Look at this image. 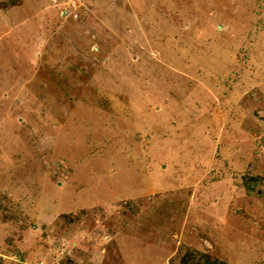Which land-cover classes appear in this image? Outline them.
<instances>
[{"label":"rangeland","instance_id":"374dc122","mask_svg":"<svg viewBox=\"0 0 264 264\" xmlns=\"http://www.w3.org/2000/svg\"><path fill=\"white\" fill-rule=\"evenodd\" d=\"M0 264H264V0H0Z\"/></svg>","mask_w":264,"mask_h":264}]
</instances>
